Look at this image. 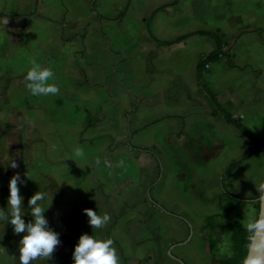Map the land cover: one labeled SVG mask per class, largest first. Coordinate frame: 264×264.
I'll list each match as a JSON object with an SVG mask.
<instances>
[{
	"label": "crops",
	"instance_id": "obj_1",
	"mask_svg": "<svg viewBox=\"0 0 264 264\" xmlns=\"http://www.w3.org/2000/svg\"><path fill=\"white\" fill-rule=\"evenodd\" d=\"M173 1L40 0V16L27 18L23 15L35 11L37 0H0V12L11 16L6 17V24L0 18V148L15 145L16 150L17 140L19 149L21 134L26 155L29 146L44 141L48 187L63 196L64 180L81 170L66 167L71 162L79 164L80 158H63L66 150L74 154L84 143L108 146V116L119 111L122 117L132 115L127 121L128 140L121 143L141 155L138 185L147 202L136 199L137 210L142 209L154 221L170 219L169 226L162 227L168 231L166 238L164 233L161 238L171 244L169 255L171 252L177 259L171 257L168 264H182L180 260L217 264L226 259L216 256L222 239L232 246L231 232L206 227L207 219L216 216V223L238 221H229L237 208L222 215V201L231 199L224 195L220 180L252 142L215 112L198 83L197 65L216 47L215 40L193 35L160 46L152 36L174 41L201 30L222 35L225 48L232 49L229 56L210 64L205 78L220 103L264 141V0H179L158 11L148 26L152 11ZM33 60L54 70L60 95L41 97L27 91L24 75ZM143 148L157 157L140 150ZM107 159V150L89 157L91 164L101 162L99 173L91 178L99 183L114 217L107 232L119 215L111 236L122 246L127 264H137L149 255L143 258L137 250L129 252L127 246L132 242L126 235L136 226L111 203L116 193L105 189ZM25 164L22 179L29 166ZM263 181L264 151L230 173L227 187L240 197H258L255 184ZM7 189L0 190L3 209L7 208ZM96 189L93 186V193ZM168 209L183 214L186 221L170 215ZM2 229L4 241L19 249L11 223L12 240L0 221ZM115 229L117 238L112 235ZM63 236L79 241L71 234ZM62 244L75 247L70 242ZM120 259L124 264L121 255Z\"/></svg>",
	"mask_w": 264,
	"mask_h": 264
},
{
	"label": "rangeland",
	"instance_id": "obj_2",
	"mask_svg": "<svg viewBox=\"0 0 264 264\" xmlns=\"http://www.w3.org/2000/svg\"><path fill=\"white\" fill-rule=\"evenodd\" d=\"M112 103L115 105L116 102L113 100ZM131 118L132 115L122 117L121 111H119L117 115L108 116V146L105 147L101 144L98 146H90L88 143L80 145L82 154L79 155V164L73 165L71 162L69 165H66V167L72 170H81H79L75 176L72 175L71 172V175L64 180L65 194L63 196L53 194L48 187L50 181L46 172L47 166L45 164L48 158L46 143L38 140L33 146L30 144L31 146L28 147L25 155V161L29 163L26 173L30 178L26 175L23 178L24 183L19 185L20 193L24 197V219L26 223L33 220V217L30 215L28 199L35 192L41 191L47 193L46 199L43 202L45 206L50 203L52 197L51 206L46 209L44 215L48 219L49 227L54 231L56 228L62 235L71 234L77 238L83 233L94 235L98 238H106L107 229L114 217L106 203L105 197L102 196V189L99 183L94 182L91 178L94 173H99L98 168L101 162L91 164L88 159L93 156L95 152H97V156H101V152L107 150V161L111 166L109 167L106 165V179L104 180L105 189L109 192L114 191L116 193V195L111 198V203L118 212H125V214H128L130 224L136 226V228L131 229L128 235H126L128 240L132 242V245L127 246L130 248L129 252L134 254L137 250L139 251V256L143 258L147 255H152L151 264H168V261L172 257L169 255L171 244L164 243L161 237L164 233L163 235L166 238L167 234H165V232L168 233V231H164L162 227L166 225L169 226L170 219L167 217L166 220L163 219V221L160 222L154 221L148 218L145 211H141L142 209L137 210L136 208V204H138L136 199H141L146 203L147 198L140 193L141 189L143 192L144 189L138 185V176L140 173L138 161H140L139 157L141 155L121 143L128 140L130 130H128L129 126L127 121L129 123ZM18 121V118L14 119L15 124H18ZM18 133L19 132L15 133L16 136ZM14 146L11 145L9 147L6 145L0 148V156L7 153V155L18 164V167L13 169L10 166H6V162L0 160V176L3 175L0 179L1 192H4L9 185L10 178L19 172L20 164L18 160L19 149L17 148V140L16 150H14ZM74 155L76 156V152L72 154L71 150H66L63 158L67 156L75 157ZM31 160H34V162L31 163ZM145 163L148 164V162ZM3 178L6 179L3 180ZM93 186L97 188L95 193H93ZM2 205L1 199L0 207H3ZM255 207L256 201H237V210L230 213L229 221L238 220L243 223L244 219L255 210ZM85 208H91L100 215L108 213L111 217L110 223L102 229H92L88 222L89 218L83 211ZM11 233L14 240L18 243L24 235V233L19 235L14 234L12 225ZM112 235L117 238L116 229L112 232ZM118 235H121V232H118ZM134 240H138L139 243L135 244ZM222 241L223 245L226 240L224 241L222 239ZM74 248L75 247L66 244L59 245L54 252L53 259L43 262V264H73L72 253ZM171 250L174 251V249ZM216 256L228 258L218 253ZM0 264H19V249L13 245H9L7 241H4L3 229L0 230Z\"/></svg>",
	"mask_w": 264,
	"mask_h": 264
},
{
	"label": "clouds",
	"instance_id": "obj_3",
	"mask_svg": "<svg viewBox=\"0 0 264 264\" xmlns=\"http://www.w3.org/2000/svg\"><path fill=\"white\" fill-rule=\"evenodd\" d=\"M6 23L5 18L4 24ZM55 78L56 74L52 68L37 63L35 60L31 62V67L24 75L27 91L33 96L41 97L60 95V88L54 82ZM81 154L82 150L76 149V155ZM0 160L13 169L18 167L17 162L7 153L0 156ZM105 164L111 166L108 161H105ZM26 175L29 177L27 173ZM23 183L24 180L19 173L10 178L7 211L0 208V221L4 224L10 221L16 235L24 233L19 241V264H43L53 259L54 252L61 243L59 233L49 227L48 219L44 215L46 209L51 206L52 197L46 206L43 202L47 193L37 191L29 197L28 206L33 220L26 223L24 197L19 187ZM255 185L259 196L255 210L243 221L246 241L241 264H264V182ZM83 211L89 218L88 222L92 229H102L111 221L108 213L100 215L91 208H85ZM219 254L231 259L234 255L231 243L225 242L220 246ZM72 256L73 264H121L113 239L98 238L87 233L80 235Z\"/></svg>",
	"mask_w": 264,
	"mask_h": 264
},
{
	"label": "trees",
	"instance_id": "obj_4",
	"mask_svg": "<svg viewBox=\"0 0 264 264\" xmlns=\"http://www.w3.org/2000/svg\"><path fill=\"white\" fill-rule=\"evenodd\" d=\"M178 3H179V0H174L173 2L164 4V5L156 8L155 10H153L149 19H148V26H150L153 17L155 16V14L158 11L164 10L169 6H175ZM93 9H95L94 4H93ZM126 11H127V8L118 17V19H121L123 17V15L126 13ZM23 16L27 17V18L33 17V16H40V0H37L35 11L32 14L23 15ZM6 17H11V16H9L8 14H6L4 12H0V18H6ZM193 35H207V36L213 38L215 40V43H216V47L213 50H211L209 53L203 55L202 58L200 59L198 65H197L198 83L200 84L202 89L210 97L213 105L215 106V112L222 114V116L224 117V119L226 120L227 123L233 125L237 130H239L244 136H246L252 142V146L249 147L239 159L233 161L232 163H230L228 165V167L226 168L225 172L223 173V175L221 177L220 185L222 187L223 193H224V195H226L227 197H229L231 199L230 201H227V202L222 201V203H221V207L223 209L222 215H225L226 213H229L236 208V204L232 200L241 201V202H254L257 200V197H240V196H237V195L231 193L227 187V177L230 173H232L234 170H236L241 164H243L251 156H253L259 152L264 151V141L262 139H260L247 125H245L240 117L234 116L229 110H227L220 103L217 94L211 90V88H210V86H209V84L205 78V74L208 72V69L206 68V66L210 65L211 63L219 61L222 57L229 56L230 51L232 49V46L225 48L226 44L223 40L222 35H220L218 32H215V31L201 30V31H196V32L189 33V34L183 35L181 37H178L174 41H160L157 38H155L154 36H152V38L160 46H171V45L179 43V42H181V41L185 40L186 38L193 36ZM237 39L238 38H236V40ZM18 145H19V164H20V168H19L18 173L22 177L23 171L26 167V164L24 161L25 147H24V142H23V138H22L21 134L18 135ZM140 150H143L145 152L151 153L152 155L156 156L150 149L143 148ZM51 188L53 191H56L55 186L51 185ZM7 190H9V187ZM155 203L159 207H161L162 209H164V210L166 209L159 202L156 201ZM4 209H5V211H7V208H4ZM168 212L170 213V215L174 216L175 218H179V219L186 221V217L183 214L177 213L174 210H170V209H168ZM119 218H120V216L116 214V219H115L114 223L110 226V228L107 232V238H111L114 240V243L120 252L123 263L127 264V258L124 256L122 246L111 236V231L115 227ZM215 218H216V216L208 217L206 227L211 228V229H220V230L231 232V241H232V246H233V250H234V255L231 259L226 258V259L219 260V262L217 264H241V259L244 255V244L246 241V232L242 226L243 223L240 221L227 222V223H216ZM9 223H10V221L7 222L6 224H4V231H5L7 238L12 240V237L9 233ZM59 238H60L61 242H70L75 246L78 243L77 240H75L74 238L68 237V236H63V235L59 234ZM151 260H152V256L149 255L145 259L138 261L137 264H150Z\"/></svg>",
	"mask_w": 264,
	"mask_h": 264
},
{
	"label": "water",
	"instance_id": "obj_5",
	"mask_svg": "<svg viewBox=\"0 0 264 264\" xmlns=\"http://www.w3.org/2000/svg\"><path fill=\"white\" fill-rule=\"evenodd\" d=\"M263 182H264V181H263ZM170 255H171L173 258L177 259L175 256L172 255L171 252H170ZM180 262H181L182 264H185L182 260H180Z\"/></svg>",
	"mask_w": 264,
	"mask_h": 264
},
{
	"label": "built area",
	"instance_id": "obj_6",
	"mask_svg": "<svg viewBox=\"0 0 264 264\" xmlns=\"http://www.w3.org/2000/svg\"><path fill=\"white\" fill-rule=\"evenodd\" d=\"M209 67H210V65H207V66H206V68H209Z\"/></svg>",
	"mask_w": 264,
	"mask_h": 264
}]
</instances>
